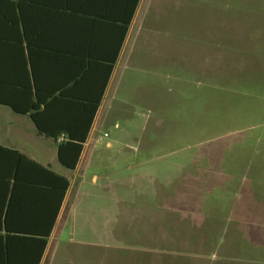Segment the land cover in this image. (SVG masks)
Wrapping results in <instances>:
<instances>
[{
	"label": "rangeland",
	"instance_id": "1",
	"mask_svg": "<svg viewBox=\"0 0 264 264\" xmlns=\"http://www.w3.org/2000/svg\"><path fill=\"white\" fill-rule=\"evenodd\" d=\"M138 20L53 264H190L224 245L210 228L264 214V0H146ZM243 223L236 264L264 247Z\"/></svg>",
	"mask_w": 264,
	"mask_h": 264
},
{
	"label": "crops",
	"instance_id": "2",
	"mask_svg": "<svg viewBox=\"0 0 264 264\" xmlns=\"http://www.w3.org/2000/svg\"><path fill=\"white\" fill-rule=\"evenodd\" d=\"M145 2L139 0L134 13V0H14L11 16L4 19L2 15L6 12H0V26L3 25L0 37L5 39L1 46L8 47L16 98L29 107L39 99L46 105L37 113L44 115L40 118V128L31 120L30 113L18 115L6 106L3 107L13 114L1 111L0 145L21 152L39 167L33 168L38 174L22 175L20 182L10 177L15 173L14 168L6 181L0 183V264H53V242L72 197L71 172L80 168L87 147L99 136L102 107ZM130 15L131 23L124 34ZM120 40L123 43L118 51ZM98 101L79 164L70 171L58 161V147L84 140ZM46 170L70 182L56 223L54 213L59 191L54 189V180ZM233 219L238 226L233 224ZM233 219H228L232 227L209 229L211 236L222 231L224 245L216 240L220 238L209 236L215 246L184 254L193 256L190 264H236L230 258L235 257L238 249L233 248L226 236L229 231L240 232L239 222L243 228V221L246 222L249 238L259 237L264 242V214L261 218L247 217L246 221L237 222L234 216ZM50 228L47 247L38 263L40 241ZM164 254L161 264L166 262ZM243 255L250 256L249 264H264V247L250 248Z\"/></svg>",
	"mask_w": 264,
	"mask_h": 264
},
{
	"label": "trees",
	"instance_id": "3",
	"mask_svg": "<svg viewBox=\"0 0 264 264\" xmlns=\"http://www.w3.org/2000/svg\"><path fill=\"white\" fill-rule=\"evenodd\" d=\"M13 1L14 0H0V12H2L3 10L6 12L4 15H2V18L5 19L6 17L12 15ZM138 3L139 0H134V8H133L134 13L137 9ZM131 17L132 16L130 15L126 21L125 24L126 29L124 31V34L127 33L128 31V27L131 23ZM11 25L13 26V23H11ZM2 30H3V25L0 26V33ZM2 40L5 41V39H1L0 37V105L11 108L12 111L18 115H27L28 113H30L31 120L37 125V127L40 128V118L41 119L44 118V115L40 116L37 113L38 110H40L41 106L46 107L44 100L42 101L39 99L37 103L29 107V105L25 103L23 104L24 101H19L18 98H16L15 92L12 88L13 87L12 77L10 75V73L12 72V61L8 57V50H7L8 47L7 49H5L3 46H1ZM122 43L123 40H120L118 51H120ZM99 104H100L99 101L95 103L94 112H93L94 116H92L90 122L88 123L84 140L79 143H73V142L62 143L58 147V161L63 167H65L70 171H74L79 164L81 155L84 150V144L86 143L88 132L91 129L92 121L98 111ZM45 111L46 110L44 109V112ZM35 166L39 167V164L30 160L27 156H25L21 152L17 150L5 148L0 145V183L6 181L7 176L11 172H13L14 168H15V173L11 174V176L9 175L14 180V182H20L19 177L22 175H29V176L36 175L38 173H36L33 170ZM46 172L54 180V189L59 191L58 192L59 200H58V204L56 205L55 213H54V223H56V219L59 215V211L65 199L66 193L69 189L70 182L67 178L63 176H59L49 170H46ZM50 234H51V228L46 233V237L42 241H40L41 248H40L38 263L43 255L44 249L47 247V238L50 236Z\"/></svg>",
	"mask_w": 264,
	"mask_h": 264
},
{
	"label": "built area",
	"instance_id": "4",
	"mask_svg": "<svg viewBox=\"0 0 264 264\" xmlns=\"http://www.w3.org/2000/svg\"><path fill=\"white\" fill-rule=\"evenodd\" d=\"M104 137H108V134H105V136Z\"/></svg>",
	"mask_w": 264,
	"mask_h": 264
}]
</instances>
